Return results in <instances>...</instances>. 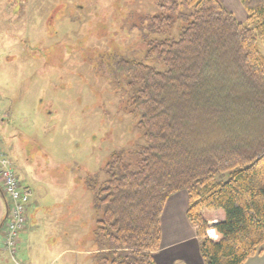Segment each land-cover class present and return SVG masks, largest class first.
<instances>
[{
	"label": "trees",
	"instance_id": "16d2710c",
	"mask_svg": "<svg viewBox=\"0 0 264 264\" xmlns=\"http://www.w3.org/2000/svg\"><path fill=\"white\" fill-rule=\"evenodd\" d=\"M238 1L244 21L221 0H160L153 31L188 20L178 38L148 44L168 70L114 61V79L141 84L130 110L148 143L137 170L114 153L108 179L88 183L109 264H159L164 209L182 191L205 264H245L264 244V0Z\"/></svg>",
	"mask_w": 264,
	"mask_h": 264
},
{
	"label": "rangeland",
	"instance_id": "374dc122",
	"mask_svg": "<svg viewBox=\"0 0 264 264\" xmlns=\"http://www.w3.org/2000/svg\"><path fill=\"white\" fill-rule=\"evenodd\" d=\"M159 1L0 0V149L33 191L14 253L5 246L6 223L0 228V264H109L114 257L94 235L88 183L108 179L114 153L137 170L148 143L130 110L141 84L114 79V61L168 70L147 57L148 44L178 38L188 20L153 31ZM221 1L246 19L238 0ZM1 187L0 224L11 203Z\"/></svg>",
	"mask_w": 264,
	"mask_h": 264
},
{
	"label": "crops",
	"instance_id": "0c3cea01",
	"mask_svg": "<svg viewBox=\"0 0 264 264\" xmlns=\"http://www.w3.org/2000/svg\"><path fill=\"white\" fill-rule=\"evenodd\" d=\"M187 209L188 196L184 191L175 194L167 202L162 219L163 239L160 249L165 247L169 252L158 251L156 259L159 264H205L200 254L198 230L187 219ZM245 264H264V244L260 252Z\"/></svg>",
	"mask_w": 264,
	"mask_h": 264
},
{
	"label": "built area",
	"instance_id": "2783aa9c",
	"mask_svg": "<svg viewBox=\"0 0 264 264\" xmlns=\"http://www.w3.org/2000/svg\"><path fill=\"white\" fill-rule=\"evenodd\" d=\"M0 178L3 183V190L9 195L12 202L7 222L5 246L7 250L14 253L20 230L23 229L28 220V208L33 192L20 182L19 176L12 167L11 160L2 150H0Z\"/></svg>",
	"mask_w": 264,
	"mask_h": 264
}]
</instances>
